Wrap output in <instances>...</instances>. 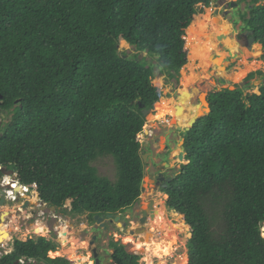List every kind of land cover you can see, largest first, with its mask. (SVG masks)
Segmentation results:
<instances>
[{
    "label": "trees",
    "instance_id": "obj_1",
    "mask_svg": "<svg viewBox=\"0 0 264 264\" xmlns=\"http://www.w3.org/2000/svg\"><path fill=\"white\" fill-rule=\"evenodd\" d=\"M216 1L0 0V117L10 118L0 126V180L13 172L50 208L90 223L123 213L145 178L143 112L162 98L154 71L178 81L186 32ZM259 2L241 19L264 58ZM249 89L207 95L209 112L183 140L186 165L162 190L190 231L186 264H264V84ZM103 161L113 163V179L99 174ZM112 245L114 264H138ZM57 248L45 238L15 240L0 264H73L48 258Z\"/></svg>",
    "mask_w": 264,
    "mask_h": 264
},
{
    "label": "rangeland",
    "instance_id": "obj_2",
    "mask_svg": "<svg viewBox=\"0 0 264 264\" xmlns=\"http://www.w3.org/2000/svg\"><path fill=\"white\" fill-rule=\"evenodd\" d=\"M254 1L217 0L213 2L204 9L197 26L192 31L186 32L189 44L187 48L188 62L180 71L178 81L169 78L165 73L162 74L157 67L154 71L153 84L162 93V98L155 105L153 113L146 119L142 134L139 136V142L142 147L146 144L150 145L151 156L158 158L157 163L163 162V166L168 165L170 174H177L181 166L186 165L185 160L179 161L181 144L186 137L187 129L190 128V126L187 127L189 123L186 119L200 116V111H202L201 116L209 112L206 98L213 89L229 88L232 90L235 86L240 87L242 84L244 94H250L256 90L249 89V84L254 85L253 87L264 84L263 50L260 47L258 54L249 51L246 44L249 36L247 37V31H244L241 19V15L247 13V8ZM259 1L257 5L264 4L263 0ZM121 50L129 55L137 54L131 47L121 46ZM139 58H145V54H139ZM147 61L157 65L150 59ZM253 73L256 74L255 77L248 84L245 83L246 77ZM259 73L261 75H258ZM226 82H229V85ZM178 107L190 112H184L181 117H173ZM192 109L196 112H191ZM1 117L0 126L10 121L9 117ZM180 124L183 126H179ZM144 149L143 147L142 151ZM147 152H150V148ZM146 154L149 155V153ZM147 163L153 164L150 158H147ZM143 164L145 168L148 165L146 162ZM97 169L101 176L113 179L114 165L111 161H103ZM148 176L143 180L144 189H147L149 184L150 177ZM4 181L10 182V178L5 176ZM35 197L37 200V196L33 193L26 199L30 201ZM141 199L143 205L149 200L154 201L155 209L159 210L146 227V231L151 232L154 236V241L152 245L149 244L151 247L145 248L143 244L138 246L143 242L138 241L134 245L132 237H128L131 239L128 241L131 244L128 245L125 237L121 244L130 254L136 253L139 256L138 264H186L184 257H187L190 231L182 217L166 208L167 196L165 194H154L153 191L146 190L141 195ZM30 204L33 207L38 206V202ZM15 207L11 204L2 206L0 202V219L4 212L9 213L3 225H9L16 221L12 226L18 228V232L11 234L10 242L0 244V256L12 251L15 240L26 242L30 239L45 238L58 244L56 252L49 253L48 258H69L73 260V264H92L88 251L92 235L96 233L101 238V242L96 244V247L106 249L107 243L111 240L110 236L113 234V232L105 233L104 228L100 227L93 231L94 226L88 224L86 216L70 217L65 214L62 216L59 212H52L50 209L45 212V215H40L41 212H44L42 209H39L33 217L29 216V210L23 212L24 214L16 215L15 211L19 207ZM37 224L43 228L32 232V227ZM135 225L134 222L131 227H135ZM127 235L128 233H126ZM143 235L139 234L138 236ZM261 236L264 239V223L261 226ZM114 239L117 242L119 238L114 236ZM146 239L148 242L152 237H146ZM58 240L62 242L59 243ZM58 253L59 256H57ZM111 253L113 251H109V254L106 250L103 251L99 256L100 262L114 264L111 260ZM53 254L56 257L52 256ZM153 258H157V260H153Z\"/></svg>",
    "mask_w": 264,
    "mask_h": 264
},
{
    "label": "flooded vegetation",
    "instance_id": "obj_3",
    "mask_svg": "<svg viewBox=\"0 0 264 264\" xmlns=\"http://www.w3.org/2000/svg\"><path fill=\"white\" fill-rule=\"evenodd\" d=\"M220 82L223 83V81H220ZM193 109L191 110V112H194ZM195 110H197V109H195ZM175 112L177 113V110ZM184 112H190V111L189 110L188 111H183V113ZM183 113H182V115H183ZM175 115L176 114H174L173 117ZM191 119H192V117L186 119V121L187 122H191ZM179 126H183V125L180 124ZM156 141H158V139H156ZM143 147L145 149H147V150L150 148V152H147V150L144 149L142 151V154H143L142 155V158H143L144 155H148L146 153H149V155H148L147 158H150L151 159V163H153V164H148L146 162V164H148V165H146V168L144 170L145 177L147 175H149L148 176V177H150V180L149 181H152V183L151 184L150 183L148 184V187H147V189H144V192L147 190V191H153L154 194H160V195H162V194H164L162 192V190L166 189V188L163 187L164 184L168 185L173 179L170 182H167V180L171 179L172 177L176 176L177 174H170L168 172L169 167L168 168H164L163 162H161V163H157L156 162L158 160V158H153V156H151L152 153H151V147H150V145L146 144ZM143 147H142V149H143ZM181 148H183V146ZM167 150H168V148H167ZM7 173H9V172H5L3 174V176L6 175ZM3 176H2V178L0 180V202H1V205L2 206H4L5 204H11V205L14 206V208H16L15 206H19L21 210L18 208V211L17 212L15 211L16 212V215H20L21 213L27 212L29 210L28 211V213H30L29 216H32V217L36 213H38L37 211H39V209H42V210L45 209L44 208L45 207V203L44 202L38 200L37 201L38 202V206L33 207V205L30 204V201H28L26 199V197H28V195H23L22 196L21 193H16L15 191H13V192H14V194H15V196L17 198L15 200H12V198L7 195V191L12 190V185L15 184V180L16 179L14 177V173L11 172V174L9 175L10 182L4 181ZM141 188H143V185H142ZM2 192H4V195H2ZM144 192H141L138 200L136 202H134L129 208H127L123 213H120V214H117V215L98 216V217H103V220H102V223H101L103 227L97 225V223L95 221L93 223H90L89 220L87 219L88 224L89 223L90 224H93V226H94L93 227V231H96L98 229V227H100V228H104L105 233H107V234L110 233V232H113V234L110 236L111 240L107 243L106 249L105 248L104 249L103 248H97L96 247V244H99L101 242V238H99V236L96 233L94 235H92L91 241L89 242V247L90 248L88 250L89 253H90V255H91V262H92V264H95L97 258L98 259L100 258L99 256H100V254L103 251L106 250L108 252V254H109V251H113V249L111 248V245L113 243H117V244H119V245H121V246H123L125 248V246L123 244H121V241L125 237L126 238L132 237V243L135 245V243H137L138 241L141 240V236H138L139 234H144L143 237H148V236L151 235V232L149 233V232L146 231V227L148 226L149 222L152 220L151 216L155 212V210H152V211L150 210L149 204L152 203V206L154 207L155 206V202L152 201V200H149V201L146 202V204L143 205L142 204V201H141L142 200L141 199V195ZM2 201H3V203H2ZM26 204H27V206H26V208H24V205H26ZM144 206L149 211L146 214L145 222L142 224L141 223V219L144 216V210L142 208ZM49 209H50V207L48 206L44 210V212H41L40 215H45V212L47 210H49ZM55 212H59L60 215L63 216V213H62V210L61 209H56ZM108 216H112V218H109ZM134 222L136 224L135 227H131V225H133ZM0 224H2L1 220H0ZM137 232L139 234H137ZM126 233H128L127 236H126ZM114 236H117L119 238L117 242L115 241ZM30 240H33V239H30ZM53 242H55V241H53ZM58 242H59V240H58ZM130 244L131 243H128V245H130ZM94 250H95V253H94ZM125 250H126V248H125ZM113 253H111V256L113 255ZM127 253H129V252L127 251ZM95 254H96L97 258H95ZM132 255L138 256L136 253L135 254H132ZM153 260H157V258H153ZM99 261H100V259H99ZM138 263H139V260H138ZM99 264H103V262H99Z\"/></svg>",
    "mask_w": 264,
    "mask_h": 264
},
{
    "label": "bare ground",
    "instance_id": "obj_4",
    "mask_svg": "<svg viewBox=\"0 0 264 264\" xmlns=\"http://www.w3.org/2000/svg\"><path fill=\"white\" fill-rule=\"evenodd\" d=\"M249 51H251V52H253L254 53V48H253V46H251V47H249ZM178 110H180V111H178ZM183 111H184V108H181V107H178L177 108V113H175L176 115V117H180L181 115H182V113H183ZM194 111V110H193ZM194 112H196V111H194ZM200 112H202V111H200ZM195 121V118H192V121L190 122L191 124H193V122ZM5 187V186H4ZM16 189H15V191H16V193H19V192H22V190L21 189H19V187L17 186V185H15L14 186ZM2 196V195H1ZM37 202V200H35L34 198L32 199V200H30V203H36ZM19 207V206H18ZM24 208H26V205H24ZM19 209H20V207H19ZM21 210V209H20ZM153 210H155V212H154V217L158 214V212H159V210L157 211L156 209H155V206H154V209ZM18 211V209L16 210V212ZM24 214V213H23ZM22 214V215H23ZM9 216V213L8 212H4V215L1 217V222H2V224H0V244H4V243H6V242H10L11 241V234H14V233H16V232H18V228H15L16 226H12V224H15V222H13L12 224H9V225H3V223L5 222V219H6V217H8ZM154 219V218H153ZM43 227L42 226H40L39 224H37V225H34L33 227H32V229H31V231L33 232V231H35V230H40V229H42ZM39 232V231H38ZM40 233V232H39ZM138 233V232H137ZM146 233V232H145ZM139 234V233H138ZM148 237H152V239L151 240H148V242H146V237H143V236H141V240L139 241V242H143V243H141V244H139L138 246H142V244H143V246L145 247V248H149V247H151V246H149V244H151L152 245V243H153V241H154V236H152V234L150 235V236H148ZM147 237V238H148ZM131 239H128V238H126V242L128 243V241H130ZM134 241V240H133ZM60 242H62L61 240H60ZM134 251H135V249H134ZM130 254V253H129Z\"/></svg>",
    "mask_w": 264,
    "mask_h": 264
},
{
    "label": "water",
    "instance_id": "obj_5",
    "mask_svg": "<svg viewBox=\"0 0 264 264\" xmlns=\"http://www.w3.org/2000/svg\"><path fill=\"white\" fill-rule=\"evenodd\" d=\"M246 35H247V37L249 36V40H247V45H248V48L249 47H251V46H253L254 44H255V40H254V38L252 37V33L251 32H249V31H247L246 32ZM227 83H229V82H227ZM262 85V84H261ZM254 85H252V84H249L248 85V88H252ZM178 111H180V110H178ZM143 115H144V117L146 118V119H148V117L151 115V112L150 111H144L143 112ZM197 119V118H196ZM196 121V120H195ZM195 121L193 122V124L195 123ZM193 124H191L190 125V128H188L187 129V131H189L190 129H191V127L193 126ZM186 131V132H187ZM183 144H184V142H182V144H181V146H183ZM142 146V145H141ZM147 157H148V155H144L143 156V162H147ZM184 157H185V153H184V149L183 148H181V155L179 156V161L180 162H183L184 161ZM164 168H168V165H164ZM163 168V169H164ZM11 174V172H9V173H7L6 175H10ZM175 177L176 176H174V177H172L171 179H169V180H167V182H170L172 179H175ZM149 183L151 184L152 183V181H149ZM166 184H164V188H166ZM20 189V188H19ZM141 192H144V188H141ZM2 195H4V193L2 192ZM38 200H39V198H38ZM26 206H27V204H26ZM149 206H150V210L152 211L153 209H154V207L152 206V203H150L149 204ZM48 207V205H46L45 204V209ZM44 209V210H45ZM143 210H144V216H143V218L141 219V223L143 224L144 222H145V218H146V214L148 213V209L144 206L143 208H142ZM50 210L52 211V212H55L56 211V208H54V207H52V208H50ZM109 218H112V216H108ZM151 218L153 219L154 218V215H152L151 216ZM118 219V218H117ZM102 220H103V217H98V216H95L94 217V221L97 223V225H99V226H101V227H103L102 226ZM138 234V233H137ZM191 237V236H190ZM94 253H95V250H94ZM95 258H97V256H96V254H95ZM99 259L97 258V260H96V262H95V264H99ZM19 263V262H18ZM18 263H16V264H18Z\"/></svg>",
    "mask_w": 264,
    "mask_h": 264
},
{
    "label": "clouds",
    "instance_id": "obj_6",
    "mask_svg": "<svg viewBox=\"0 0 264 264\" xmlns=\"http://www.w3.org/2000/svg\"><path fill=\"white\" fill-rule=\"evenodd\" d=\"M5 176H8V177H9V175H4V176H3V179H4ZM14 177H15V179H16V180H15V184H13L14 186L17 185L21 190H22V188H27V189H28V192H27V193H24L23 190H22V192H19V193H24V195H28V197L32 196V195H33V192H32L28 187H25V186L20 185L19 182L17 181V177H16L15 174H14ZM13 185H12V186H13ZM15 189H16L15 187H12V191H15ZM15 192H16V191H15ZM3 193H4V192H3ZM31 194H32V195H31ZM37 201H38V199H37ZM55 259H56V258H55ZM19 264H20V262H19Z\"/></svg>",
    "mask_w": 264,
    "mask_h": 264
},
{
    "label": "built area",
    "instance_id": "obj_7",
    "mask_svg": "<svg viewBox=\"0 0 264 264\" xmlns=\"http://www.w3.org/2000/svg\"><path fill=\"white\" fill-rule=\"evenodd\" d=\"M12 187H14V185ZM22 190L24 191V193L28 192L27 188H22ZM24 193H21V195L23 196ZM7 195L10 196L12 198V200H15L17 198L12 190L7 191ZM19 262H20V264H24L23 261H19Z\"/></svg>",
    "mask_w": 264,
    "mask_h": 264
}]
</instances>
